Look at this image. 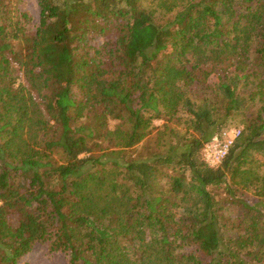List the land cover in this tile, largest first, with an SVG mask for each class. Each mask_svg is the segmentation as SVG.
<instances>
[{
    "label": "trees",
    "instance_id": "16d2710c",
    "mask_svg": "<svg viewBox=\"0 0 264 264\" xmlns=\"http://www.w3.org/2000/svg\"><path fill=\"white\" fill-rule=\"evenodd\" d=\"M37 2L29 32L0 0V264L37 244L68 264H264V0ZM226 183L258 199L231 236L209 190Z\"/></svg>",
    "mask_w": 264,
    "mask_h": 264
},
{
    "label": "rangeland",
    "instance_id": "374dc122",
    "mask_svg": "<svg viewBox=\"0 0 264 264\" xmlns=\"http://www.w3.org/2000/svg\"><path fill=\"white\" fill-rule=\"evenodd\" d=\"M14 6L17 9L22 11L27 15V28L29 32H32L36 29L38 25L39 19V8L37 0H13ZM114 35H112L113 37ZM109 37L108 33H104V35H99L95 37L92 41V44L95 46H100L104 40ZM114 38V37H113ZM195 95L192 92L191 99H194L193 96ZM261 105V104H259ZM259 106L254 107L250 112H255ZM262 116L264 117V111L262 112ZM242 116L234 115L232 116L227 125L221 130L222 132L229 129L242 130ZM117 122L110 121L109 127L113 128ZM162 121L158 120L154 122L156 127H160ZM142 155L145 153L141 152ZM59 155L55 154L53 156L54 160L59 159ZM254 159L258 161L255 167H258L259 171H264V155L254 153ZM232 189L231 195L227 192ZM210 192L213 194L214 199L221 204V207L218 211L219 215H221V223H226V230L227 236L234 235L237 233V225L239 222V217L243 215L244 209L242 208V202L247 203L249 206L253 204L256 205L258 199L254 196L251 190H244L235 186L229 185V183L223 184L218 187H210ZM258 209L262 210L260 205L257 206ZM264 213V212H263ZM69 256L67 253L64 252H52L48 249L47 245L45 244H37L35 245L31 251H29L25 256L19 259L17 264H68Z\"/></svg>",
    "mask_w": 264,
    "mask_h": 264
},
{
    "label": "built area",
    "instance_id": "2783aa9c",
    "mask_svg": "<svg viewBox=\"0 0 264 264\" xmlns=\"http://www.w3.org/2000/svg\"><path fill=\"white\" fill-rule=\"evenodd\" d=\"M241 132L235 129L223 131L219 136L214 137L202 148V159L209 167H216L221 164L228 155L230 148L238 139Z\"/></svg>",
    "mask_w": 264,
    "mask_h": 264
}]
</instances>
